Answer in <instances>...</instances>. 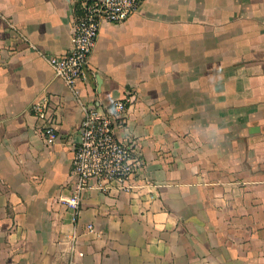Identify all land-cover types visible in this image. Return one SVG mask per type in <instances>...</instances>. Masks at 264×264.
I'll list each match as a JSON object with an SVG mask.
<instances>
[{
    "label": "crops",
    "instance_id": "crops-1",
    "mask_svg": "<svg viewBox=\"0 0 264 264\" xmlns=\"http://www.w3.org/2000/svg\"><path fill=\"white\" fill-rule=\"evenodd\" d=\"M86 1L0 0V264H264V0H143L102 24L79 96L133 97L118 135L149 187L89 191L75 218L83 111L44 56L70 53ZM46 95L53 145L31 113Z\"/></svg>",
    "mask_w": 264,
    "mask_h": 264
},
{
    "label": "built area",
    "instance_id": "built-area-1",
    "mask_svg": "<svg viewBox=\"0 0 264 264\" xmlns=\"http://www.w3.org/2000/svg\"><path fill=\"white\" fill-rule=\"evenodd\" d=\"M143 0H89L83 3L72 33V49L63 58L44 56L56 79L71 90L83 111L79 143L74 149L71 170L73 178L70 196L65 200L75 218L81 213L84 197L89 191L106 195L127 193L138 195L140 188L149 187L146 160L138 139H120L118 131L127 122L133 100H114L101 111L95 103H85L77 84L91 77L90 60L97 46L104 22L119 23L139 10ZM40 122L38 131L45 143L53 145L59 138L57 129L58 104L46 95L31 107ZM138 182H142L139 185ZM93 230V226L88 227ZM76 239V236H75Z\"/></svg>",
    "mask_w": 264,
    "mask_h": 264
}]
</instances>
